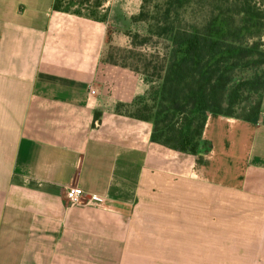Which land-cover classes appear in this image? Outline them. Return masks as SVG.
Returning a JSON list of instances; mask_svg holds the SVG:
<instances>
[{
    "label": "crops",
    "instance_id": "crops-1",
    "mask_svg": "<svg viewBox=\"0 0 264 264\" xmlns=\"http://www.w3.org/2000/svg\"><path fill=\"white\" fill-rule=\"evenodd\" d=\"M54 1L0 0V264H264V122L210 113L206 154L153 142L116 110L149 84L104 59L147 33L143 0Z\"/></svg>",
    "mask_w": 264,
    "mask_h": 264
},
{
    "label": "trees",
    "instance_id": "trees-1",
    "mask_svg": "<svg viewBox=\"0 0 264 264\" xmlns=\"http://www.w3.org/2000/svg\"><path fill=\"white\" fill-rule=\"evenodd\" d=\"M104 1L55 0L53 9L99 17L92 9ZM134 19L147 23V33L128 32L129 47L109 43L104 59L149 84L116 110L151 122L153 142L206 154L210 113L264 122V0H143Z\"/></svg>",
    "mask_w": 264,
    "mask_h": 264
},
{
    "label": "built area",
    "instance_id": "built-area-1",
    "mask_svg": "<svg viewBox=\"0 0 264 264\" xmlns=\"http://www.w3.org/2000/svg\"><path fill=\"white\" fill-rule=\"evenodd\" d=\"M92 93H95V90H91ZM67 196L70 204H79L86 197L85 191L79 186H70L67 189ZM105 197L100 194H91L88 201L90 203H102L104 202Z\"/></svg>",
    "mask_w": 264,
    "mask_h": 264
},
{
    "label": "rangeland",
    "instance_id": "rangeland-1",
    "mask_svg": "<svg viewBox=\"0 0 264 264\" xmlns=\"http://www.w3.org/2000/svg\"><path fill=\"white\" fill-rule=\"evenodd\" d=\"M80 9L79 7H74V9ZM82 9H84V11H89L90 10V6H82L81 7ZM92 10H94L95 11V14H100V9H98V10H96V9H92ZM189 14H190V10H187V12H186V16H189ZM108 49H109V44L107 45V50H106V54H107V52H108ZM113 52H115L114 50H113ZM112 52V53H113ZM259 120H261L262 121V117H260V119Z\"/></svg>",
    "mask_w": 264,
    "mask_h": 264
}]
</instances>
